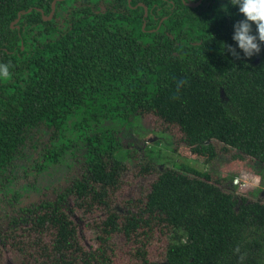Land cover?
<instances>
[{"label":"trees","instance_id":"obj_1","mask_svg":"<svg viewBox=\"0 0 264 264\" xmlns=\"http://www.w3.org/2000/svg\"><path fill=\"white\" fill-rule=\"evenodd\" d=\"M197 1L0 0V63L9 66L0 78V264L11 258L3 244L20 264H113L118 233L134 244L130 264H264V197L237 192L226 176L144 158L142 173H156L148 190L115 205L130 160L142 158L131 147L117 155L120 128L89 134L75 173L36 202L8 189L59 161L57 143L82 114L87 124L154 116L196 159L264 164V46L252 57L221 51L235 46L242 14L230 0ZM97 209V245L85 247L71 213ZM158 227L168 242L153 261L147 239Z\"/></svg>","mask_w":264,"mask_h":264},{"label":"rangeland","instance_id":"obj_2","mask_svg":"<svg viewBox=\"0 0 264 264\" xmlns=\"http://www.w3.org/2000/svg\"><path fill=\"white\" fill-rule=\"evenodd\" d=\"M98 4L105 8V0H98ZM71 6L67 3L63 13ZM225 101V96L223 95ZM83 114L72 118L67 124L65 131L60 137L58 145L65 149L59 161L49 162L38 174H32L27 178L14 179L8 186L9 190L19 192V203L26 204L36 202L43 190L62 186L72 173H75L78 163L88 149V136L95 132L97 128H120L121 148L117 152L120 158H125L128 148L139 149L142 158L130 160L129 170L124 178L123 184L112 194L115 205L122 210L128 208L139 196V193L148 190L149 185L156 173H142V164H152L156 162L160 165L175 167L176 164L187 163L198 170L211 172L213 175L226 176V181L230 188H235L237 192H245L248 197H264V164L251 160L250 157L237 159L232 155H221L211 162L196 159L187 148L181 144V134L178 131L166 130L158 123L154 116H144L131 122H124L115 119H103L100 122L91 121L87 124L83 120ZM32 182V183H31ZM230 182H233L232 185ZM226 184V183H225ZM228 185V184H226ZM240 188V190H239ZM243 190V191H242ZM262 197V198H263ZM72 205V203H70ZM73 206V205H72ZM72 217L77 223L79 238L85 247H96V232L91 227L94 219L100 220L102 211L97 209L91 215H85L81 211H73ZM84 215V217H83ZM90 224V226L88 225ZM146 236L143 238L145 239ZM48 238L45 239L47 241ZM116 254H112L113 264H130L134 257L132 254L133 242L127 240L123 234L115 236ZM148 256L151 260H163L168 236L159 227L155 228L148 235ZM6 264H16L22 256L15 253L11 246L3 244ZM7 248V249H6ZM10 253H9V250ZM33 264H42L35 261L34 256L29 257ZM19 261V263H18Z\"/></svg>","mask_w":264,"mask_h":264},{"label":"clouds","instance_id":"obj_3","mask_svg":"<svg viewBox=\"0 0 264 264\" xmlns=\"http://www.w3.org/2000/svg\"><path fill=\"white\" fill-rule=\"evenodd\" d=\"M230 3L238 7L242 18L232 25L231 39L235 41V46L223 43L221 51L226 50L233 57H240L241 54L252 57L264 46V0H230ZM8 76L9 66L0 63V78L7 79Z\"/></svg>","mask_w":264,"mask_h":264},{"label":"water","instance_id":"obj_4","mask_svg":"<svg viewBox=\"0 0 264 264\" xmlns=\"http://www.w3.org/2000/svg\"><path fill=\"white\" fill-rule=\"evenodd\" d=\"M201 2H202V0H198L196 3H194V4H192V5L196 6V5L201 4ZM53 6H54V4H53Z\"/></svg>","mask_w":264,"mask_h":264}]
</instances>
